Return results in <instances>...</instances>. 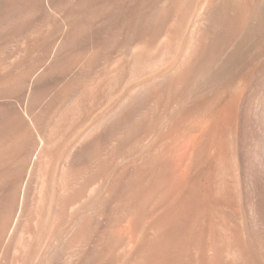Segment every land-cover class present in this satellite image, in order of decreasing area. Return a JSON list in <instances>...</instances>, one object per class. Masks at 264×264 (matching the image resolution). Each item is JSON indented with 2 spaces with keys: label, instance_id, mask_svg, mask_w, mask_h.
I'll return each instance as SVG.
<instances>
[{
  "label": "bare ground",
  "instance_id": "bare-ground-1",
  "mask_svg": "<svg viewBox=\"0 0 264 264\" xmlns=\"http://www.w3.org/2000/svg\"><path fill=\"white\" fill-rule=\"evenodd\" d=\"M0 264H264V0H0Z\"/></svg>",
  "mask_w": 264,
  "mask_h": 264
}]
</instances>
